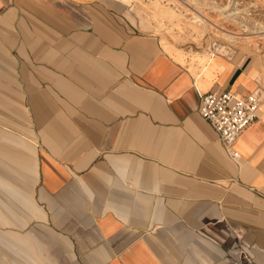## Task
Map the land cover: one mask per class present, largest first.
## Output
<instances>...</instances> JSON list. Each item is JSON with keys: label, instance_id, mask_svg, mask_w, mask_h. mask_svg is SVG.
Returning <instances> with one entry per match:
<instances>
[{"label": "crops", "instance_id": "0c3cea01", "mask_svg": "<svg viewBox=\"0 0 264 264\" xmlns=\"http://www.w3.org/2000/svg\"><path fill=\"white\" fill-rule=\"evenodd\" d=\"M134 2L0 0V264H264V101L239 159L199 112L263 61L165 46Z\"/></svg>", "mask_w": 264, "mask_h": 264}, {"label": "rangeland", "instance_id": "374dc122", "mask_svg": "<svg viewBox=\"0 0 264 264\" xmlns=\"http://www.w3.org/2000/svg\"><path fill=\"white\" fill-rule=\"evenodd\" d=\"M137 11L164 45L186 46L214 62L210 48L230 45L235 55H257L263 61L264 0H135ZM173 42V43H171Z\"/></svg>", "mask_w": 264, "mask_h": 264}, {"label": "built area", "instance_id": "2783aa9c", "mask_svg": "<svg viewBox=\"0 0 264 264\" xmlns=\"http://www.w3.org/2000/svg\"><path fill=\"white\" fill-rule=\"evenodd\" d=\"M211 56L234 57L230 45L210 48ZM199 112L217 131L227 152L235 159L241 157L236 148L239 136L256 120L257 111L264 101V85L259 80L256 88L246 94L235 92H200Z\"/></svg>", "mask_w": 264, "mask_h": 264}]
</instances>
